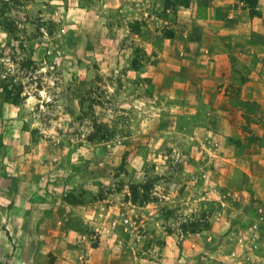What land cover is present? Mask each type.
Wrapping results in <instances>:
<instances>
[{"label": "rangeland", "instance_id": "rangeland-1", "mask_svg": "<svg viewBox=\"0 0 264 264\" xmlns=\"http://www.w3.org/2000/svg\"><path fill=\"white\" fill-rule=\"evenodd\" d=\"M193 6L0 0V264H264V56Z\"/></svg>", "mask_w": 264, "mask_h": 264}, {"label": "crops", "instance_id": "crops-1", "mask_svg": "<svg viewBox=\"0 0 264 264\" xmlns=\"http://www.w3.org/2000/svg\"><path fill=\"white\" fill-rule=\"evenodd\" d=\"M232 2L233 0H194V6L186 11L189 19L185 20L188 29L193 31L191 53L199 54L203 48L208 47L209 50L206 51L210 52L212 60L209 57L207 62L211 63V69L219 68L217 63L220 62L226 71V77L231 73H228V70H231L229 56L235 57L241 64L250 66L252 73L255 65L252 63L258 61L259 54L264 56V0H257L254 8L238 6L234 9ZM251 9L256 11L257 16H250ZM218 16L223 19L222 23L217 20ZM209 28H213V31L211 32ZM217 30L215 35L214 32ZM254 74L249 76L252 80ZM243 90L244 86L242 92ZM31 171L32 169H27V172ZM77 178L79 177H74L73 181L75 182ZM79 180L84 181L82 178ZM71 233L78 236L77 231L68 232V236H73ZM99 249L95 248L94 252H98Z\"/></svg>", "mask_w": 264, "mask_h": 264}, {"label": "trees", "instance_id": "trees-1", "mask_svg": "<svg viewBox=\"0 0 264 264\" xmlns=\"http://www.w3.org/2000/svg\"><path fill=\"white\" fill-rule=\"evenodd\" d=\"M179 3L182 5V6H187L188 5V0H178Z\"/></svg>", "mask_w": 264, "mask_h": 264}]
</instances>
